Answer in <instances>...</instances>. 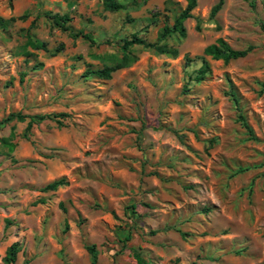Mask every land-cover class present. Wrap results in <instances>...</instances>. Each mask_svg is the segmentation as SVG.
Returning a JSON list of instances; mask_svg holds the SVG:
<instances>
[{
  "label": "rangeland",
  "instance_id": "obj_1",
  "mask_svg": "<svg viewBox=\"0 0 264 264\" xmlns=\"http://www.w3.org/2000/svg\"><path fill=\"white\" fill-rule=\"evenodd\" d=\"M118 1L0 0L13 19L0 27V264L13 243L14 264H93L87 247L94 264H136L133 249L148 264H264V0H223L213 18L218 0H196L185 38L166 40L177 56L133 46L131 66L87 77L186 6ZM217 39L252 50L205 57L210 74L193 82ZM18 113L47 117L27 130Z\"/></svg>",
  "mask_w": 264,
  "mask_h": 264
},
{
  "label": "trees",
  "instance_id": "obj_2",
  "mask_svg": "<svg viewBox=\"0 0 264 264\" xmlns=\"http://www.w3.org/2000/svg\"><path fill=\"white\" fill-rule=\"evenodd\" d=\"M147 0H130V5L139 8V6L146 3ZM101 4L103 6V9L108 12H119L125 9L126 5L119 2L118 0H101ZM167 4H174L172 1H168ZM197 3L196 0H186V6L183 9L179 10V13L177 15H174L173 22L171 25L168 23H164L162 27V31L160 35L157 38L156 42H147L145 39L140 37L138 33L132 34L131 38L129 40H125L123 44L121 45L120 49L122 51L121 56L113 55L111 60H113V65L111 66H104L102 69H96V70H87L85 71V76H93L98 79L102 80H108L111 78V74L117 70L127 68L134 63L136 60L135 55L132 54L131 48L133 46H140L144 49H154L157 52L166 55L175 57L177 56V50L169 47L166 44V40L170 38L176 39H183L186 36V29L184 27V22L186 19H190L192 17L191 12L196 7ZM223 0H218L217 4H215L211 11H210V17L213 18L222 8ZM47 17L49 20H51L52 25L58 29H61L62 31H68L69 26L68 22L70 21L69 17L67 15H58V14H47ZM11 20H3L0 18V27L5 28L7 26V23ZM131 22L132 20L129 19ZM264 28V26H263ZM144 33H147V31H144ZM82 33H73L74 37L81 36ZM83 37L87 40H91V37L89 35H83ZM29 47L35 50H45V43H43L40 40L37 39H29L26 43ZM62 49V46H60L57 50L52 53L54 55L56 52L60 51ZM252 50V47H248L244 50H235L231 48L227 42H225L223 39H217L213 44H210L206 46L203 50V55L198 57L201 60V66L195 71V76L193 79H191L193 82H198L203 80L207 77L208 74H210V67L207 61L205 60V57H210L212 60L215 61H222L223 63H228L230 61H234L237 59H241L246 57ZM189 62V59H186ZM38 67H41L42 64L39 63L37 65ZM65 116V115H62ZM47 117V116H46ZM45 116H24L20 113L15 115V118L18 121H24L25 119H28L27 124V130L31 127L33 123L39 122L41 120H44L46 118ZM24 137L26 136V133H24ZM1 143L6 146L9 150L13 149V145L9 143L7 139H2ZM66 181L65 179H60L53 181L45 187L41 189V191H56L60 186L65 185ZM131 209H135V206L132 205L130 207ZM134 214V213H133ZM130 240V235L128 234L125 237V241ZM88 252L91 255L92 263L94 264L96 261V255L94 251V247H87ZM19 252L18 244L13 243L9 246V248L5 251V256L2 259V262L4 264H14L16 262L17 254ZM133 258L136 261V264H148V262L145 260V257L142 253L136 251L135 249L132 250Z\"/></svg>",
  "mask_w": 264,
  "mask_h": 264
}]
</instances>
